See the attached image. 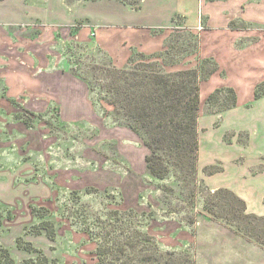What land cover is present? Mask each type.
Masks as SVG:
<instances>
[{
	"label": "rangeland",
	"instance_id": "374dc122",
	"mask_svg": "<svg viewBox=\"0 0 264 264\" xmlns=\"http://www.w3.org/2000/svg\"><path fill=\"white\" fill-rule=\"evenodd\" d=\"M94 1L0 0V246L13 264H38L43 257L46 264H96L101 241L119 246L118 263L129 264V243L139 248V236L147 233L160 264H190L189 258L194 264H264V247L203 208L204 189L224 187L243 197L249 212L264 216V103L227 110L232 94L211 90L200 99L195 184L184 187L172 173L153 177L141 139L112 121L110 106H93L72 70L87 73V64L111 61L94 41L96 20L117 22L122 36L125 21L148 17L155 2L134 12L118 0ZM204 1L158 4L192 21ZM173 17L165 41L171 35L174 46L192 50L202 25L191 29L182 15ZM110 28H101L102 36ZM200 59L197 50L175 66L192 68ZM70 77L78 102L65 92ZM219 81L201 82V92ZM40 206L55 225L53 239L32 227L39 223L32 207ZM17 238L33 250L17 248Z\"/></svg>",
	"mask_w": 264,
	"mask_h": 264
},
{
	"label": "trees",
	"instance_id": "16d2710c",
	"mask_svg": "<svg viewBox=\"0 0 264 264\" xmlns=\"http://www.w3.org/2000/svg\"><path fill=\"white\" fill-rule=\"evenodd\" d=\"M118 1L130 5L133 9L140 7V0ZM231 26H235L234 22H231ZM178 32L179 30H176L175 34ZM175 36L173 34L172 37ZM169 37L161 51L151 54L135 51L122 67H117L110 61L105 64H87L89 70L87 73L79 67L74 68L72 72L86 84L93 106L96 103L110 106L112 121L128 128L141 139L147 148L144 156L147 171L158 179H164L172 173L179 184L187 187L196 182L200 83L216 72L218 65L212 58H201L195 67L169 69V66H175L186 55L199 51L198 34L192 50H189L190 45L183 43L174 46ZM223 90L232 94L229 107L234 106L236 104L234 89L220 87L216 88L215 92ZM215 92L208 95L209 102L215 96ZM262 94L264 81L256 86L254 97ZM105 116H108V113ZM23 122L30 125L28 118H23ZM213 172L217 171H210L209 174ZM92 188L94 187H87L86 191ZM204 190L206 195L203 197V208L210 216L264 247L263 215L249 212L246 201L229 188ZM32 212L39 219V223L32 226L34 232L39 234L44 231L53 239L56 231L54 223L46 218L49 210L40 206L32 207ZM139 239V248L136 243H129L130 252L127 256L133 259L129 264H160L154 261L151 254L152 236L144 233ZM16 244L17 248L31 251L34 248L30 243L20 245V238L16 239ZM118 248L119 246L114 248L106 242L97 243L96 264H120L116 253ZM188 262L194 264L192 258H189ZM37 263L46 264L47 261L43 257L42 261ZM0 264H13V258L7 248L1 246Z\"/></svg>",
	"mask_w": 264,
	"mask_h": 264
},
{
	"label": "crops",
	"instance_id": "0c3cea01",
	"mask_svg": "<svg viewBox=\"0 0 264 264\" xmlns=\"http://www.w3.org/2000/svg\"><path fill=\"white\" fill-rule=\"evenodd\" d=\"M101 1L111 2L109 0L94 2ZM148 1L155 2L148 17L143 20L131 18L129 22L125 21L122 36L121 33H117V22L112 24L101 18L94 22V41L115 65H125L133 50L145 54L161 51L167 36L166 30L173 22L172 17L182 15L187 27L196 29L197 24L202 25L197 32L199 56L212 58L218 65V70L205 84L217 77L220 81L204 94L200 87V99L205 98L215 88L232 87L236 94V104L227 110L253 101L264 103V94L254 97L256 86L264 81V0H206L201 3V10L192 21L185 12L181 14L158 4L165 0H140V7L130 8V11H143ZM231 22H234V27L231 26ZM235 22L241 25H236ZM110 27H114L112 33L102 36L101 28L109 30ZM178 68L180 65L169 66V69ZM78 80L80 81L77 82L70 77L64 86L65 92L72 97L71 100L75 99L77 102L80 96L73 94L74 87L70 84L73 81L81 83L82 80Z\"/></svg>",
	"mask_w": 264,
	"mask_h": 264
}]
</instances>
